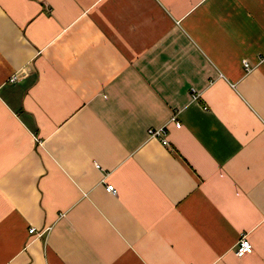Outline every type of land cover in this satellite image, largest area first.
<instances>
[{
    "label": "crops",
    "instance_id": "0c3cea01",
    "mask_svg": "<svg viewBox=\"0 0 264 264\" xmlns=\"http://www.w3.org/2000/svg\"><path fill=\"white\" fill-rule=\"evenodd\" d=\"M0 264H264V0H0Z\"/></svg>",
    "mask_w": 264,
    "mask_h": 264
},
{
    "label": "built area",
    "instance_id": "2783aa9c",
    "mask_svg": "<svg viewBox=\"0 0 264 264\" xmlns=\"http://www.w3.org/2000/svg\"><path fill=\"white\" fill-rule=\"evenodd\" d=\"M245 65L247 66V63H245ZM15 78H16V76H12V79H15ZM172 121L176 127L181 126V123L179 121L175 120L174 118H172ZM148 133L150 136H155V137L163 136L165 134V128H158V129L149 128ZM162 140H163V142H166L165 139H162ZM106 188L108 191H114L113 185H111V184H107ZM33 230H34V228H30L29 232H32ZM252 250H253V246L250 243V241L247 239L246 234H242L236 243L235 254L238 257H241L246 253H251Z\"/></svg>",
    "mask_w": 264,
    "mask_h": 264
}]
</instances>
